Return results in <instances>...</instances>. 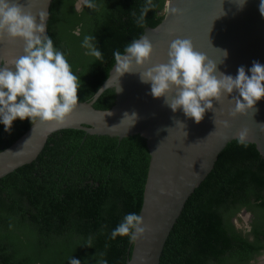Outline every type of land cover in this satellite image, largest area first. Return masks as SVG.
Here are the masks:
<instances>
[{
  "label": "trees",
  "instance_id": "trees-1",
  "mask_svg": "<svg viewBox=\"0 0 264 264\" xmlns=\"http://www.w3.org/2000/svg\"><path fill=\"white\" fill-rule=\"evenodd\" d=\"M76 1L51 0L47 35L80 77L78 100H88L114 65L113 53L156 26L166 0H85L78 9ZM146 7L141 27L137 18ZM85 36L95 37L101 59L86 54ZM114 100L108 88L93 106L107 109ZM29 126L17 119L9 134L0 125V150ZM149 158L138 134L53 132L36 159L0 178V264H68L72 257L126 264L132 244L111 232L127 213L139 214ZM243 209L252 214L249 232L233 220ZM263 249L264 157L254 143L243 147L234 139L187 198L159 264H248Z\"/></svg>",
  "mask_w": 264,
  "mask_h": 264
},
{
  "label": "water",
  "instance_id": "water-1",
  "mask_svg": "<svg viewBox=\"0 0 264 264\" xmlns=\"http://www.w3.org/2000/svg\"><path fill=\"white\" fill-rule=\"evenodd\" d=\"M19 2L37 16V22L38 14L46 12L47 24L51 0ZM167 7L168 0L162 20L154 27H146L139 37L147 36L153 53L144 68L134 67V72L166 63L169 45L176 38L191 40L195 51L217 62L220 72L233 77L240 66L250 75L247 69L254 61L264 64V17L259 12V0H247L242 9L239 0H173L172 7L181 10L178 15L167 13ZM23 48L20 39L0 37V62L7 64L23 55ZM220 50H227L226 59ZM115 63L91 98L78 100V106L63 126L30 124L0 150V178L36 159L49 135L61 129H82L87 134L118 139L138 134L145 139L150 156L139 211L146 233L130 242L132 250L126 264H159L165 241L187 198L212 170L219 153L242 129H248L249 142L264 157V99L257 102L253 111L230 117L228 112L234 108V101H230L231 95L223 96L218 103L213 101L215 115L208 111L201 122L195 123L182 110L173 113L164 97L153 98L150 85L141 83L138 73L115 76ZM108 88H114V103L107 109L95 108L94 102ZM108 111L112 114L107 115ZM125 113L136 114L133 124L123 121ZM223 120L230 127L224 128L220 123Z\"/></svg>",
  "mask_w": 264,
  "mask_h": 264
},
{
  "label": "clouds",
  "instance_id": "clouds-1",
  "mask_svg": "<svg viewBox=\"0 0 264 264\" xmlns=\"http://www.w3.org/2000/svg\"><path fill=\"white\" fill-rule=\"evenodd\" d=\"M172 2L173 0H168L166 12L171 15L180 14L181 10L172 7ZM246 2L247 0H239L241 9ZM149 10L147 7L142 9L137 18L141 27L144 26ZM259 12L264 17V0H259ZM38 17L39 22L37 16L26 10L19 0H0V37L7 36L24 42L23 55L7 64L0 62V125L9 134L17 119H27L32 126L37 122L63 126L78 106L80 77L72 72L65 54L54 47L53 39L46 34L47 13L41 12ZM94 39L93 36H85L82 47L87 49V55L101 59V51L92 43ZM220 52L226 59L227 50ZM152 53L153 45L147 36L134 38L125 46L123 53H113L116 62L114 75L120 78L126 73H138L140 82L150 85L153 98L164 97L173 113L182 110L184 116L195 123L201 122L208 111L215 115L213 101L218 103L223 96L231 95L230 101H234V108L228 112L230 117L253 111L257 102L264 99V64L258 61H254L247 69L250 75L246 74L244 66H240L233 77L220 72L217 62L195 51L191 40L176 38L169 45L166 63L134 72V67L144 68ZM111 114L108 111L107 115ZM135 119V113H125L123 121H130L131 125ZM178 123L182 124L177 121ZM214 123L216 125L217 121L214 120ZM220 123L224 128L230 127L227 120ZM248 136L249 131L244 128L235 137L236 142L247 147ZM145 233L142 216L127 213L111 232V237L115 239L117 236H127L130 242H135ZM68 264L81 262L72 257ZM102 264H106V261Z\"/></svg>",
  "mask_w": 264,
  "mask_h": 264
},
{
  "label": "flooded vegetation",
  "instance_id": "flooded-vegetation-1",
  "mask_svg": "<svg viewBox=\"0 0 264 264\" xmlns=\"http://www.w3.org/2000/svg\"><path fill=\"white\" fill-rule=\"evenodd\" d=\"M84 1L85 0H77L75 3V7L77 8V6H76L77 2L80 3V7H81V5L83 4ZM238 215L240 216L241 219L244 220V228H243V230L242 229L241 230L244 232H249L251 230L252 214L249 213L248 211H246L245 209H243V210H241V212ZM242 215H244V216H242ZM250 238H251V236H250ZM262 256H264V249L262 251H260V253L255 255L254 258L248 264H264L261 260V259H263Z\"/></svg>",
  "mask_w": 264,
  "mask_h": 264
},
{
  "label": "rangeland",
  "instance_id": "rangeland-1",
  "mask_svg": "<svg viewBox=\"0 0 264 264\" xmlns=\"http://www.w3.org/2000/svg\"><path fill=\"white\" fill-rule=\"evenodd\" d=\"M76 6H77V8H79V7H80V3L77 2ZM163 11H164V10H163ZM242 216H244V215H242ZM233 220H234L235 225H237L236 227H238V228H240V229L243 230V228H244V220L241 219L239 215L236 216V217H234ZM262 258H263V259H261V260H262V262L264 263V256H262Z\"/></svg>",
  "mask_w": 264,
  "mask_h": 264
}]
</instances>
